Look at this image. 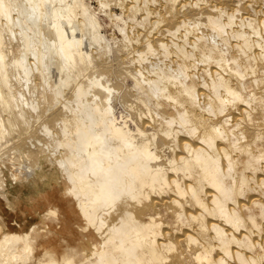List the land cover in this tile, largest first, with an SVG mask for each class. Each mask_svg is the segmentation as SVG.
Returning <instances> with one entry per match:
<instances>
[{"label":"bare ground","instance_id":"6f19581e","mask_svg":"<svg viewBox=\"0 0 264 264\" xmlns=\"http://www.w3.org/2000/svg\"><path fill=\"white\" fill-rule=\"evenodd\" d=\"M157 2L0 0V196L49 163L81 220L0 264H264V0Z\"/></svg>","mask_w":264,"mask_h":264},{"label":"rangeland","instance_id":"374dc122","mask_svg":"<svg viewBox=\"0 0 264 264\" xmlns=\"http://www.w3.org/2000/svg\"><path fill=\"white\" fill-rule=\"evenodd\" d=\"M151 1L153 4L157 2V0ZM145 19L143 18L142 21ZM108 31L109 33L112 32L109 26ZM15 142L17 143V141ZM44 169L48 173L44 179L37 174L34 180H30L32 183L23 181L9 189L11 204L2 200L0 196V213L2 214L0 221L5 220L9 229L12 230L29 229L34 224L44 228L50 227L53 231L49 238L51 242L57 243L59 237L57 234L62 233L71 243H76L79 241L77 238L78 233L72 227L77 228L78 223L81 222L80 217L75 208L62 195L64 183L58 180L57 173L52 172L55 167L45 163ZM51 207L56 208L59 213L60 218L57 222H52L46 214ZM162 207L164 208V206ZM64 214H68V216ZM69 215H72L73 218ZM55 232L57 233L56 235ZM36 255L39 257L40 251H37ZM188 263L191 264L190 257L187 258L186 264Z\"/></svg>","mask_w":264,"mask_h":264}]
</instances>
